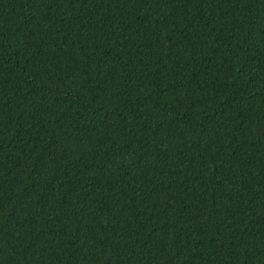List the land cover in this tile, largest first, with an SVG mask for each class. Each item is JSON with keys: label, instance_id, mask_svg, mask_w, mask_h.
Segmentation results:
<instances>
[{"label": "trees", "instance_id": "1", "mask_svg": "<svg viewBox=\"0 0 264 264\" xmlns=\"http://www.w3.org/2000/svg\"><path fill=\"white\" fill-rule=\"evenodd\" d=\"M0 264H264V0H0Z\"/></svg>", "mask_w": 264, "mask_h": 264}]
</instances>
